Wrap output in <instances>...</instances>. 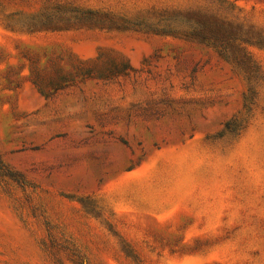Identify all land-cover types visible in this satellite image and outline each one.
<instances>
[{
  "label": "rangeland",
  "instance_id": "obj_1",
  "mask_svg": "<svg viewBox=\"0 0 264 264\" xmlns=\"http://www.w3.org/2000/svg\"><path fill=\"white\" fill-rule=\"evenodd\" d=\"M0 264H264V0H0Z\"/></svg>",
  "mask_w": 264,
  "mask_h": 264
},
{
  "label": "trees",
  "instance_id": "obj_2",
  "mask_svg": "<svg viewBox=\"0 0 264 264\" xmlns=\"http://www.w3.org/2000/svg\"><path fill=\"white\" fill-rule=\"evenodd\" d=\"M207 14V12L203 11V14ZM66 14L68 17H65ZM60 15L63 16H57L52 18L49 22H45L44 20H38V28L39 29H33L34 27H37V23L30 22L29 29L31 31L34 30H61L68 27H74L76 28H96V29H102V30H118V29H130L131 27L135 28V26L141 25L140 22H133V21H124V23L121 21L119 22L117 19L113 18L115 15L110 14L108 12L99 11V10H92L88 8H78L75 9L73 12H64L60 11ZM177 15H180L182 17V20L184 19V22L188 24L190 27H192L195 32H193L192 28L189 26H184L187 28V30H182L180 28H173L174 32L183 33L192 37H195V35H200L199 41L201 42H211L214 46L219 47L223 45L225 47L224 51L227 50L226 45L228 42L225 41V37L223 36V31H221V28L219 27L220 21L214 20V28L213 33L210 34L209 38L208 36L204 35L203 32L200 34L197 32L199 29H202L201 26H203V30L208 25V15L205 16H198L195 14V11L184 13L183 15L179 12ZM189 16V17H185ZM120 19V18H119ZM219 19V18H215ZM121 20V19H120ZM122 23V24H121ZM147 25V28L155 27L150 23H145ZM125 25V26H124ZM133 25V26H132ZM151 30V29H150ZM202 30V31H203ZM221 48V47H220Z\"/></svg>",
  "mask_w": 264,
  "mask_h": 264
}]
</instances>
